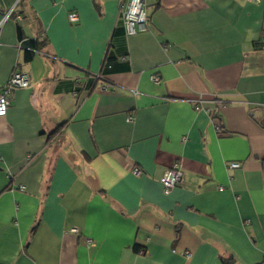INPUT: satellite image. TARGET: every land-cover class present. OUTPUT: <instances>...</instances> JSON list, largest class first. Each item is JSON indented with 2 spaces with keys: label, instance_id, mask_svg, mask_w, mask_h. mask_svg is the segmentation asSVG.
<instances>
[{
  "label": "crops",
  "instance_id": "crops-1",
  "mask_svg": "<svg viewBox=\"0 0 264 264\" xmlns=\"http://www.w3.org/2000/svg\"><path fill=\"white\" fill-rule=\"evenodd\" d=\"M145 4L0 0V264H264V0Z\"/></svg>",
  "mask_w": 264,
  "mask_h": 264
},
{
  "label": "built area",
  "instance_id": "built-area-1",
  "mask_svg": "<svg viewBox=\"0 0 264 264\" xmlns=\"http://www.w3.org/2000/svg\"><path fill=\"white\" fill-rule=\"evenodd\" d=\"M119 7V14L123 21L124 31L126 36H133L138 33L146 32L148 28V19L146 15V4L145 0H117ZM253 2H260L261 0H250ZM70 22H76L77 17L74 13L69 14L68 16ZM17 19L20 20L21 17L17 16ZM259 42L264 44V16H263V25L262 32L259 37ZM263 63H264V52L262 54ZM31 76L27 72L14 71L9 77L8 81L0 89V117H4L7 113V110L10 106V97L17 89L27 88L30 84ZM151 80L158 84L160 82L159 77L152 76ZM101 90L107 89L106 84L101 83ZM196 110H200V107L197 106ZM217 133L222 134L223 128L220 125L216 127ZM238 163H230L229 168L237 169L239 168ZM131 172L135 175H139V169L133 167ZM182 179V173L179 168L178 163H174L170 168L166 169L160 179L161 185L165 193L169 192L175 186H177ZM71 233L77 234V229H70ZM87 244H91L90 240H86ZM185 258L190 257L189 252L184 253ZM264 261V259H263Z\"/></svg>",
  "mask_w": 264,
  "mask_h": 264
},
{
  "label": "trees",
  "instance_id": "trees-1",
  "mask_svg": "<svg viewBox=\"0 0 264 264\" xmlns=\"http://www.w3.org/2000/svg\"><path fill=\"white\" fill-rule=\"evenodd\" d=\"M18 34H19V44H20V48L24 51L25 60L26 61H29V60H31L33 54L39 50V47H38L39 44H40L39 43V40L38 39L37 40L36 39L35 40L26 39L23 36L22 29L20 27H18ZM261 44H263V43H261ZM105 61H107V63H109L108 62V58ZM105 65H106V62H105ZM222 105H224V104H222ZM219 125L222 128V125L221 124H219ZM262 125L264 127V121H263ZM137 252L139 254H141L143 252V250H137ZM224 263L225 264H230L229 260H226Z\"/></svg>",
  "mask_w": 264,
  "mask_h": 264
}]
</instances>
